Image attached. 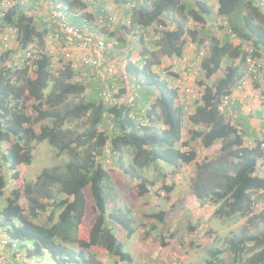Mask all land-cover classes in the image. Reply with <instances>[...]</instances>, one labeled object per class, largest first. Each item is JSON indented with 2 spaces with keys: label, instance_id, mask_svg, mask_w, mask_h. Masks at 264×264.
Returning a JSON list of instances; mask_svg holds the SVG:
<instances>
[{
  "label": "trees",
  "instance_id": "trees-1",
  "mask_svg": "<svg viewBox=\"0 0 264 264\" xmlns=\"http://www.w3.org/2000/svg\"><path fill=\"white\" fill-rule=\"evenodd\" d=\"M57 1L66 2L70 10L84 7L78 0ZM112 2L121 4L122 14L129 16V25H120L112 33L118 38V48L128 53L127 58L132 56L136 46L125 38L128 34L140 35L141 48V60L136 63L128 60L123 65L121 79L114 84L119 97L114 105L103 103L100 79L77 80L80 70L75 71L68 62L61 63L54 74L51 58L46 54L28 65L27 60L22 64L14 60V48L0 52V197L6 187L5 177L14 182L18 179V167L31 164L36 143L46 142L57 155H68V161L61 167L43 168L33 183L24 186L28 211L20 204L19 189H11L6 205L0 209V243L13 257L17 254L20 259L36 257L40 264H44L46 255L54 264H105L92 251L102 248L120 264H134L114 233L115 227L120 226L130 237L133 228L128 212L107 206L113 193L105 162L115 160L128 178L136 182L138 194L144 196L154 182L141 171L150 166L156 168L158 162L174 168L194 162L196 153L186 148L196 140L205 148L220 141L224 155L197 166L192 184L197 197L217 206L216 216H241L249 225L257 221L264 224V210L259 213L252 210L256 194L264 190V173L260 174L264 160V138L259 137L262 128L257 132L250 125L245 126L244 118L241 122L236 118L232 123V116H228L232 105L224 112L218 111L244 74L242 66L248 56L245 46L252 44L254 56L264 52L263 6L256 0H217V4L214 0ZM28 12L11 7L1 27L9 25L17 29V49L25 50L37 39L43 50L47 29L40 13ZM99 14L104 15L101 9ZM191 21L197 27L189 28L187 23ZM215 21L225 24L220 28L227 29L229 34H219L212 25ZM150 26L157 28L158 37L144 41L143 33ZM187 42L198 51L204 50L201 69L207 80L222 66L224 70L212 86L204 84L201 97L188 117L198 129L189 132L188 141H182L184 103L176 88L153 68L162 65L164 59L182 58ZM205 43L208 46L203 49ZM83 72L94 76L87 68ZM132 87L135 97L129 103L124 102L121 97L128 95ZM26 100L32 102L29 108ZM83 118V126H73ZM35 124L40 125L39 132ZM125 152L132 156L129 164L123 160ZM227 158L235 162L232 173L228 172ZM173 186L162 188L165 192L162 198L168 196ZM86 189L96 219L86 237H81ZM42 212L48 214L45 224L35 221ZM154 216L161 219L163 215ZM160 244L166 245L163 241ZM227 249L232 262L264 264V228L254 232L242 228L238 235L227 239ZM221 253L220 249L210 250L201 264H221ZM246 254L249 256L243 260Z\"/></svg>",
  "mask_w": 264,
  "mask_h": 264
},
{
  "label": "rangeland",
  "instance_id": "rangeland-1",
  "mask_svg": "<svg viewBox=\"0 0 264 264\" xmlns=\"http://www.w3.org/2000/svg\"><path fill=\"white\" fill-rule=\"evenodd\" d=\"M108 3L112 5L111 7H116L112 0H108ZM116 9L120 13V25H126L124 21L125 18L128 20V16L124 17L121 6L116 7ZM39 22L41 23V21ZM187 25L189 28L197 27L192 21L189 24L187 23ZM3 31H5L4 27L0 25V34ZM151 33L152 30H146V35L142 36L145 39L144 41L152 39L153 33ZM125 38L131 39L132 41H129L132 42V45L136 46L135 50L132 51V56L127 58L128 54L126 52L122 49L121 51L115 49V54L113 56L107 54L104 60L105 63H103L104 70H106V65L109 62L114 61L117 64H114V67L117 68L115 84L119 83L118 80L121 79L124 53H126L124 62L125 60H129L136 63L141 49L138 44L140 36L128 34ZM9 39V47L10 49L14 48L13 51H15L12 53V57L18 62L21 58V51L15 47V39L13 37ZM132 45H130V49ZM207 46L208 44L205 43L203 49ZM186 48V52L182 58L173 57L172 59H164L162 65L154 66L153 68L156 73L168 80L173 88H176L181 103H184V106H186V109L183 108L182 141H188L189 132L198 129L197 126H194L190 122L188 117L193 113L200 99L204 84L212 86L221 78L224 70V66H222L212 78L207 80L203 77L201 69H199L201 60L197 56L199 51L196 49V46L187 42ZM188 55H191V62H194L190 71L186 70L188 60L186 61L185 59H188ZM120 58L122 60L121 65L119 64L120 61H117ZM7 64H9V61ZM87 70L89 71L90 69ZM104 75L105 80L100 79V81L109 83L111 77L106 72H104ZM179 77H181L180 81L177 80ZM186 89H189L191 92L185 93ZM129 92H131V88H129ZM121 98L124 102H127L129 93ZM70 100L75 101L76 99L70 98ZM31 103L30 100H26V107L29 108ZM230 118L233 123L232 119L234 117ZM84 119L77 120L73 123V126H83ZM39 128L40 125L35 124L36 132H39ZM220 146V141L209 148L203 147L200 140L192 141L188 143L186 150L196 153L194 162L179 164L175 168L158 162L156 168L150 166L141 171L142 175L154 182V186L150 189V192L144 196L138 194L136 182L128 178L123 170L116 165L115 160H106L104 167L109 174V188L113 193L112 201L109 200L107 206L111 209H120L128 212L131 220L130 227L133 228V233L130 237L126 236V231L120 226L115 227L114 233L116 238L122 243L123 251L131 255L134 264H201L208 257V252L214 249L222 250L220 255L222 259L221 264H241L232 262L230 252L227 249V239L238 235L244 227L254 232L257 229L264 228V224L257 221L249 225L246 222V218L241 216L222 218L214 215L217 206L210 204L206 199H199L196 190L192 186L198 165L217 161L224 157L220 151ZM123 160L126 164H129L132 156L125 152L123 153ZM67 161V154L57 155L56 150L46 142L36 143L33 148V160L31 164L28 167H18V179L12 182L9 178L5 177L6 187L3 195L0 197V209L6 205V199L11 189H19L22 192L20 204L25 211H28V203L23 193L24 186L33 183L43 168L61 167ZM225 161H227L228 172L232 173L235 164L234 160L227 158ZM2 167L5 170L4 173L7 174L6 167ZM211 181V179L208 180L209 183ZM171 184L174 185L172 191L167 197L162 198L165 195L162 188ZM158 193H160V196H157ZM84 194L86 208L80 225L81 237H86L96 219L89 189H86ZM252 210L253 213H259L264 210V190L256 194ZM158 213L163 215L161 219L154 216ZM47 215L46 212H42L35 221L45 224ZM161 241L166 244L164 247L161 246ZM0 249V258L5 263L22 264L21 262L15 263L16 255L12 261L8 260L4 244L0 243ZM92 251L105 264H120L116 258L106 255L102 248H92ZM248 256L249 254L244 255L243 260Z\"/></svg>",
  "mask_w": 264,
  "mask_h": 264
},
{
  "label": "built area",
  "instance_id": "built-area-1",
  "mask_svg": "<svg viewBox=\"0 0 264 264\" xmlns=\"http://www.w3.org/2000/svg\"><path fill=\"white\" fill-rule=\"evenodd\" d=\"M70 1V0H68ZM84 7L72 8L68 7L66 2L57 0H0V25L3 22L7 11L15 6L21 11L31 10V15L36 12L41 14L42 24L46 27L47 33L44 39V49L39 46L38 40L34 39L32 43L25 49L26 64L31 65L34 60H38L40 55L46 54L51 58V73L55 74V71L60 69V65L63 62H68L75 71H79L81 76H78L77 80L85 78L89 79H101L105 80L104 72L111 77L110 82L103 83L100 97L105 105H114L119 97L118 87H116V74L117 68L114 61L109 62L104 70L103 63H105L106 55L113 56L114 50L118 49V38L116 35H112L115 29L120 26V13L116 7H111L108 0H78ZM261 6L264 5L263 0H256ZM67 5V6H66ZM101 9L104 15L99 14ZM29 13V12H28ZM74 22H71L69 20ZM126 25H129V21H125ZM123 25V24H122ZM161 29V28H160ZM3 32L0 34V52L10 50L9 43L10 37L16 39L17 29L13 26H4ZM6 32V33H5ZM53 49V50H52ZM52 50V51H51ZM248 53L247 63L249 69L254 70L259 60L253 56V50L246 48ZM202 56V53L200 54ZM126 53H124V59ZM123 59L124 63L128 60ZM141 60L140 55L138 61ZM62 61V62H61ZM120 61L121 58L117 59ZM25 61H22L24 63ZM117 65V64H116ZM103 67V72H102ZM85 68L90 69L94 76L86 75L83 71ZM191 66L188 65L187 71H190ZM93 80V81H94ZM181 80V77L177 79ZM239 88H243L246 83L241 81L238 84ZM134 88H131L129 92L128 102H131L135 97ZM189 89H186L185 93H190ZM181 96V95H180ZM121 99V98H120ZM231 104L230 98L226 97L218 106L219 112H224ZM186 109V106L183 107ZM0 264H8L0 258ZM23 264H40L38 258L30 257L24 258Z\"/></svg>",
  "mask_w": 264,
  "mask_h": 264
},
{
  "label": "crops",
  "instance_id": "crops-1",
  "mask_svg": "<svg viewBox=\"0 0 264 264\" xmlns=\"http://www.w3.org/2000/svg\"><path fill=\"white\" fill-rule=\"evenodd\" d=\"M130 42V41H129ZM187 60H192L191 55H188ZM261 61L264 63V54L261 57ZM264 76L257 78L254 83L249 81L248 77L243 78L246 85L243 88L236 87L232 95L230 96V101L234 102L230 104L228 109L232 105V109L228 110V116L231 115L232 121L239 120L241 122L242 118H244L245 122H242L245 126L250 125L251 128H254L257 132L261 131L264 134V100H263V92H264ZM247 96V97H246ZM261 98V99H260ZM233 111V112H232ZM261 133L259 134L260 138H264ZM262 167L260 174L264 173V160L261 161ZM1 250V249H0ZM6 251V256L8 260L12 261L13 256ZM15 263H18L19 260L16 257ZM18 260V261H17ZM44 264H54V262L47 255L45 256Z\"/></svg>",
  "mask_w": 264,
  "mask_h": 264
},
{
  "label": "clouds",
  "instance_id": "clouds-1",
  "mask_svg": "<svg viewBox=\"0 0 264 264\" xmlns=\"http://www.w3.org/2000/svg\"><path fill=\"white\" fill-rule=\"evenodd\" d=\"M264 1V0H263ZM214 2L216 3L217 2V0H214ZM114 3V2H113ZM115 5H118V6H121V4H116V3H114ZM217 4V3H216ZM260 5V4H259ZM261 6V5H260ZM263 8H264V5H263ZM215 11H216V7H214L213 8V12L215 13ZM216 15V14H215ZM126 16H128V15H124V17H126ZM129 17V16H128ZM210 24H212V23H210ZM124 25V24H123ZM215 28H216V30H217V32L219 33V34H221V33H226V34H229V32H228V30L226 29L225 31H223L221 28H220V26H223V25H225V24H221V23H219V22H217V21H215L213 24H212ZM155 28V29H154ZM166 28H169V29H172L171 28V26L170 27H168V26H166ZM156 27L155 26H150L149 28H147V31H149V30H152V33H153V37H151L153 40L154 39H156L158 36H157V33H156ZM162 29V28H161ZM151 33V34H152ZM137 36H140V35H138V34H136ZM135 35V36H136ZM146 34H145V32L143 33V37L145 36ZM129 40H131V39H128V41ZM132 41V40H131ZM139 41V40H138ZM139 44V43H138ZM139 46H140V44H139ZM246 48H251L252 50H253V56L252 57H254V58H257L258 60H259V62H257V64H256V66H255V69L254 70H250L249 69V64L247 63V56H246V59H245V63H244V65L242 66V68H243V76L241 77V79L240 80H238L237 82H236V86H234V89H233V92H234V90H235V88L236 87H238L239 85V82H241V81H244L243 80V78H245V77H248L249 78V81L251 82V83H254L255 81H256V79L257 78H260L261 76H264V63L261 61V57H262V55L264 54V52L263 53H261L260 54V56H254V51H255V49L252 47V44L250 43V44H247L246 46H245V51H246ZM119 49V48H118ZM21 51V58H20V63L22 64V61H25L26 59H25V53H24V51L25 50H20ZM118 51H121L120 49L118 50ZM126 52V51H125ZM127 53V52H126ZM202 53V56L200 55ZM128 54V53H127ZM204 55H205V52H204V50H200L199 51V53H198V58H200V60L202 61V59H203V57H204ZM192 60H188V65H190V66H192V64H194V62H191ZM201 61H200V66H199V69H201ZM201 71H202V69H201ZM202 73H203V71H202ZM203 77H204V73H203ZM201 97V96H200ZM184 107V106H183ZM228 109V108H227ZM226 109V110H227ZM12 248H14V246L12 247ZM16 257L18 258V260H19V262H21L22 264H23V259L24 258H21L20 259V254H17L16 255ZM14 258V257H13Z\"/></svg>",
  "mask_w": 264,
  "mask_h": 264
}]
</instances>
